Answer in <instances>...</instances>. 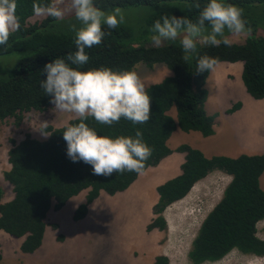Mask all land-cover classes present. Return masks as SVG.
I'll use <instances>...</instances> for the list:
<instances>
[{
  "label": "trees",
  "instance_id": "trees-1",
  "mask_svg": "<svg viewBox=\"0 0 264 264\" xmlns=\"http://www.w3.org/2000/svg\"><path fill=\"white\" fill-rule=\"evenodd\" d=\"M19 30L11 32L7 45L0 46V55L18 53L19 56L7 75L0 79V121L12 118L19 125L26 117H34L31 111L44 112L51 106V97L40 87L46 79L41 69L55 58L67 61V55L77 49L75 33L71 25L79 26L74 13L57 20L47 14L39 22L29 24L27 19L35 14L34 6L47 9L52 0H15ZM94 5L106 12L119 7L129 8L134 22L139 15L144 18L137 26L143 42H134L131 21L121 23L116 29L104 27L106 35L99 45L86 48L89 60L79 67L81 71L108 67L113 71H131L137 63L152 68L155 64L165 65L171 72L162 81L149 85L146 90L151 97L150 119L144 124H133L123 117L112 125L101 124L93 117L86 123L98 135L130 136L135 138L141 131L143 141L152 149L151 156L139 172L113 173L112 176H97L92 166L83 161L73 162L67 156V143L63 138L64 127L44 126L50 133L43 140L26 134L16 141L10 138L7 160L10 169L4 178L12 185L13 197L0 202V230L12 237H23L20 250L31 253L42 242L46 217L50 209L59 210L66 201L87 190L85 201L77 206L73 220L82 219L88 205L104 190L110 195L125 190L149 166H155L171 153L166 141L171 133L196 130L203 136L214 133L213 116L206 113L204 103L207 90L204 86L209 72L197 73L199 56L209 55L218 62H242V81L246 91L255 99L264 98V34H257L264 27V0H223L243 9L246 20L245 41L233 42L231 47L221 44L213 47L197 42V53L188 61L183 59L180 39L164 41L156 47L150 37L154 21L163 14L187 17L195 21L201 9L210 0H93ZM263 24V25H262ZM210 30V29H209ZM226 34H228L226 32ZM240 107V102L229 111ZM174 108L176 118L169 111ZM68 122L77 123L71 118ZM177 151L185 153L181 173L156 187L158 200L153 206L156 217L146 225V231L165 230L164 210L172 203L184 198L193 185L218 170L231 176L224 187L220 200L204 217L191 242L187 258L191 264H202L222 259L232 250L243 254L264 256V239L257 235V223L264 219V190L259 177L264 171V154L238 157L203 153L187 144ZM2 191L0 190V197ZM57 227L56 224H52ZM59 238H62L61 236ZM0 253V262H1ZM152 264H168V258L158 255Z\"/></svg>",
  "mask_w": 264,
  "mask_h": 264
},
{
  "label": "rangeland",
  "instance_id": "rangeland-1",
  "mask_svg": "<svg viewBox=\"0 0 264 264\" xmlns=\"http://www.w3.org/2000/svg\"><path fill=\"white\" fill-rule=\"evenodd\" d=\"M53 3L55 0H52ZM68 0H64L67 6ZM129 8L122 9L123 23L131 21L133 34L137 35L134 42H143L139 33L141 27L138 23L144 18L139 15L136 23ZM71 13H66L65 16ZM47 16V9L36 12L29 18V24L39 22ZM263 25V24H262ZM257 34H264V27L258 28ZM230 35V34H228ZM236 43L245 41L246 33L239 36H230ZM199 43L202 42V38ZM19 54L12 53L0 55V79L5 77L8 71L17 61ZM131 71L138 74L145 88L162 81L170 73L163 64H155L152 68L143 63H137ZM242 63L220 61L209 72L205 79L207 98L204 103L206 112L216 108L217 116L223 126L221 143L216 145L213 138L206 142L207 153L226 151L230 154L245 142L253 141L254 135H262L264 143V107L260 105L246 91L242 77ZM216 78L214 79V76ZM211 99V105L207 102ZM236 102H241L238 112L229 111ZM35 116L24 117L19 125L14 124L12 118L0 121V190L4 194L8 182L5 180L7 151L10 147V138L20 141L24 135L29 134L36 139L47 138L44 126L54 128L64 126L65 122L73 118L71 113L59 112L51 104L44 112L31 111ZM43 130V131H42ZM47 133V132H46ZM176 131L171 137V146L176 144L181 135ZM183 134V133H181ZM183 136V135H182ZM261 144V143H260ZM258 144V146L260 145ZM258 148V147H257ZM1 165V164H0ZM229 176L218 174L208 182L202 181L192 188V193L165 209L166 229L145 230L148 221L150 201L146 191L141 193L145 180L138 179L135 183L137 189H125L118 192V199L95 198L91 202L86 215L79 220H73V214L84 195L82 192L70 197L59 210H50L48 221L59 222L56 229L46 226L41 245L31 253L20 250L23 237L15 238L5 232H0V252L3 264H152L154 258L163 255L168 258V264H191L187 253L191 242L195 237L200 223L220 200ZM200 181V180H199ZM263 188V181L262 185ZM108 194V193H107ZM142 194V193H141ZM110 195V194H109ZM116 195V194H115ZM150 196V195H149ZM8 196L1 200L6 201ZM151 197V196H150ZM53 221V222H54ZM257 235L264 239V219L258 223ZM61 236L62 238H59ZM1 264V263H0ZM202 264H264V256L243 254L232 250L222 259Z\"/></svg>",
  "mask_w": 264,
  "mask_h": 264
},
{
  "label": "clouds",
  "instance_id": "clouds-1",
  "mask_svg": "<svg viewBox=\"0 0 264 264\" xmlns=\"http://www.w3.org/2000/svg\"><path fill=\"white\" fill-rule=\"evenodd\" d=\"M195 8L199 9L195 21L168 14L156 19L150 29L152 43L160 47L164 41H176L179 38L183 59L188 61L197 53V42L201 38L209 46L219 47L223 44L231 47L234 41L230 36L251 31L246 28L243 9L234 4L210 0L202 9L199 3ZM34 10L40 11L35 6ZM66 13H74L79 21V26L71 25L77 50L67 55V61L71 64L59 57L46 63L41 69L46 79L40 83L44 93L51 97L50 102L55 109L71 113L73 119L78 121L65 122L63 126L66 154L73 162L90 164L93 174L97 176L108 177L125 170L139 172L152 152L143 141L141 131H136L135 138H112L98 135L85 121L93 117L101 124L112 125L123 117L134 125L146 123L151 115V97L143 81L136 72L130 70L118 72L100 67L81 71L79 67L71 66L88 62L89 56L85 49L102 43L106 35L103 30L105 26L114 30L123 23L122 10L116 7L106 12L96 7L93 0H68L67 6H64V0H55L47 7V14L57 20L64 19ZM19 26L15 0H0V46L7 45L11 32L19 30ZM217 63L216 57L199 56L196 72H210ZM43 132L45 135L50 134Z\"/></svg>",
  "mask_w": 264,
  "mask_h": 264
},
{
  "label": "crops",
  "instance_id": "crops-1",
  "mask_svg": "<svg viewBox=\"0 0 264 264\" xmlns=\"http://www.w3.org/2000/svg\"><path fill=\"white\" fill-rule=\"evenodd\" d=\"M40 10H42V9H40ZM36 12H35V14H36ZM29 18L27 19V21H29ZM167 75L168 76L171 75V72L170 73H167ZM215 78H216V75L214 76V79ZM204 86H205V84H204ZM255 100L260 101L258 103L264 107V98L255 99ZM240 104H241V102H240ZM207 105H211V99H209V101L207 102ZM240 107H241V105H240ZM239 108L236 109L237 111H235V112H238ZM169 113H170V115L172 117L176 118V111H175L174 108H172L169 111ZM207 114L210 115V116H213V124H214L213 125L214 133L213 134H211L209 136H203L199 131H196V130H190V131L186 132V131L181 130L180 128L175 129L171 133V135L169 136V138L166 141L167 146L171 149V153H169L167 156H165L164 158H162L157 165H155V166H149L144 171H141L137 175V177L135 178V180L126 188V190H127V189H130L132 187L131 189H134L135 190V189H137L134 186L135 183H136V181H138V179L145 180L144 183H146V184H145L144 188L141 189V193L142 194L139 193V191H137V193H138L137 196L138 197L139 196H143V194H145V193H143L144 190H145L146 191V194L148 195L147 198L150 199V201L147 204H148L149 209L151 207V217H150V212H149L148 221H147L146 225L148 223H150L153 218L156 217V214H154V212H153V206H154V204L158 200V194H157V191H156V187L158 185L164 183L165 181H167V180H169L171 178H174V177L178 176L181 173V165H182V163L185 160V153L184 152L177 151V148L180 145L187 144V145H189V146H191L193 148L199 149V150H201L202 153H204L203 155L205 157H208V158L209 157H212L214 155H223V156H228V157L235 158V157H238L241 154H247V155L264 154V143L261 142L262 141V135H259L258 133H256L254 135V139H253L252 142L251 141L245 142L243 145H241L240 148H238L236 150V153H234V154H230V153H228L226 151H217V152H213V151L211 152L210 151V153H207V151H206V149H207L206 142H208L211 138H213L215 144L216 145H219L221 143L222 136H223V126L220 123V117L217 116L216 108L213 107V111H208ZM214 120H215V122H214ZM176 131L181 132L183 134L178 133L177 135H181V137L179 139H177L175 145L171 146V137H172V135ZM258 144H260V145L258 146ZM1 157L2 156L0 155V158ZM5 161H6V163H5L6 166H5L4 169H5V172H6V171H8L10 169V164H9V162L7 160V156L5 157ZM0 164H1L0 165V169H2L3 164L1 162H0ZM178 172H180V173H178ZM218 174H225V173H223L221 171H218V170L212 171L207 176H205L200 181H198L197 183H201L202 181H205V179H206V181L209 182L213 178V176H216ZM3 175H4V173H3ZM227 176L230 177L229 180H228V182H229L230 179H231V176L230 175H227ZM262 181H263V186H264V171H263V173L259 177V185H260L261 189L264 190V188L261 186L262 185ZM228 182H227V184H228ZM197 183H195V184H197ZM194 185H193V187H194ZM192 188L190 189V191L187 193V195L184 198L188 197L192 193ZM3 191H6V192H4V194L1 193L0 202H2V203L3 202H7L10 199H12V197H13L12 185L8 182L7 188L4 189ZM81 192L84 195V197L81 198L82 199V202H84L85 201V195L87 193V190H83ZM117 193H115L116 195L115 194L109 195L105 191H102L101 190L100 193H99V195H98V197L99 198H112V197H114L115 199H118V196H117L118 194ZM5 195L8 196L7 197L8 199H6V201L1 200V198H3V196H5ZM90 204H89V206H90ZM89 206H88V209H89ZM50 210H54V209L51 208ZM164 213H165V210L163 212V216H164ZM48 218H50L49 212H48L47 217H46V222H47V225L46 226H50L51 225L50 228L52 227L53 229H56V228L60 227V224H59L58 221L57 222H55L54 220H53L54 222L53 221H48L47 220ZM258 223H257V226H258ZM52 224H56L57 227H53ZM145 230H146V226H145ZM152 230H154V229H152ZM0 232H4V231L0 230ZM148 232H150V231H148ZM0 263L3 264L2 263V258H1V262Z\"/></svg>",
  "mask_w": 264,
  "mask_h": 264
},
{
  "label": "bare ground",
  "instance_id": "bare-ground-1",
  "mask_svg": "<svg viewBox=\"0 0 264 264\" xmlns=\"http://www.w3.org/2000/svg\"><path fill=\"white\" fill-rule=\"evenodd\" d=\"M214 122H215V120H214ZM214 125V124H213ZM201 151V150H200ZM204 154V153H203ZM178 173H180V172H178Z\"/></svg>",
  "mask_w": 264,
  "mask_h": 264
}]
</instances>
